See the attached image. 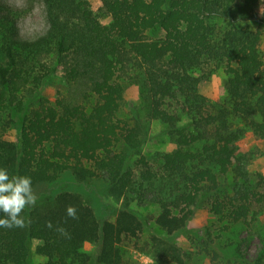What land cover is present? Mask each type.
<instances>
[{"label": "trees", "instance_id": "obj_1", "mask_svg": "<svg viewBox=\"0 0 264 264\" xmlns=\"http://www.w3.org/2000/svg\"><path fill=\"white\" fill-rule=\"evenodd\" d=\"M41 1L47 29L24 38L23 12L0 0V167L30 176L37 196L23 228L0 227V264H33V241L37 264H128L125 241L189 264L191 253L168 236L186 231L197 208L217 218L220 236L260 220L264 177L250 166L264 142V0H98V12L89 0ZM218 70L225 95L212 102L201 85ZM58 75L63 89L50 100L43 90ZM129 83L141 87L143 118L163 124L172 145L154 161L141 152L146 124L121 112ZM64 175L103 180L122 200L114 219H100L76 191L51 194ZM132 202L154 204L168 236L150 233L139 246L147 222ZM204 234L193 243L215 260ZM262 244L237 263L264 264Z\"/></svg>", "mask_w": 264, "mask_h": 264}, {"label": "rangeland", "instance_id": "obj_2", "mask_svg": "<svg viewBox=\"0 0 264 264\" xmlns=\"http://www.w3.org/2000/svg\"><path fill=\"white\" fill-rule=\"evenodd\" d=\"M8 6L17 8L23 12L17 18V26L19 34L24 38H33L44 33L47 29V20L44 12V5L41 0H2ZM93 11L98 12L100 3L98 0H89ZM106 23V20L103 19ZM241 26H248L250 29L256 28L255 22L242 23ZM261 50L264 58V31L262 33ZM225 75L221 70L216 71L208 83L201 85V92L209 98L212 102L220 101L225 91L223 82ZM63 89V80L58 75L56 78L48 83L43 90V95L52 100L55 92ZM141 100V87L138 84H127L125 91V104L122 107V115L126 118L137 115L142 119V122L147 126L146 140L142 145L141 152L150 161L158 154L170 151L172 145L168 139L166 128L158 121L148 122L143 118L144 111ZM17 134L15 129L9 131L8 136L14 139ZM252 144L244 142L243 147L246 149H253ZM258 149L257 155L254 156L250 166L251 173H261L264 177V142L256 144ZM57 185L50 192L56 193L61 189L76 191L83 196L86 202L93 208L95 214L100 218H107L113 220L117 211L122 207V200L112 198L106 191V183L101 179H94L88 185H79L70 181V177L64 175L60 178ZM130 208L140 213L147 222V228L141 234V240L138 241L139 246L148 240L150 233H155L161 237L168 236L161 231L154 223L153 217L157 214V207L148 202L139 205L137 202L130 203ZM220 224L217 218L209 213L205 208H197L190 218L187 230L174 233L169 238L173 239L178 245L187 250L190 255L189 264H230L237 263L242 254L244 258L252 259L258 255L262 248L264 240V214L261 216L252 227L246 228L243 225H235L219 233ZM211 230L210 239L213 244H210L213 250H217L219 257L217 259L211 258L210 255H205L200 251V247L194 244L193 240L197 236L201 239L208 236L204 234L206 230ZM135 242V241H134ZM133 241H125L121 246L124 258L127 259L128 264H174L171 260L164 257L151 256L150 254L138 250L134 247ZM37 242L32 243V263L37 264L43 262L41 258L34 253V247ZM223 247L225 248L223 250ZM87 251L93 252L94 248L91 245H86ZM238 264V263H237Z\"/></svg>", "mask_w": 264, "mask_h": 264}, {"label": "clouds", "instance_id": "obj_3", "mask_svg": "<svg viewBox=\"0 0 264 264\" xmlns=\"http://www.w3.org/2000/svg\"><path fill=\"white\" fill-rule=\"evenodd\" d=\"M37 196L33 191L30 176L9 174L6 168L0 167V227L23 228L25 218L21 213L26 206L36 203ZM66 214L75 218L76 209L73 206L66 207ZM52 227L51 222L46 224ZM61 234H66L62 227L56 229Z\"/></svg>", "mask_w": 264, "mask_h": 264}]
</instances>
